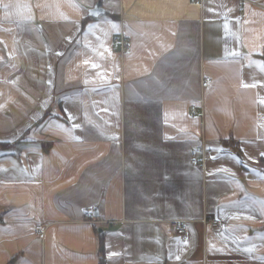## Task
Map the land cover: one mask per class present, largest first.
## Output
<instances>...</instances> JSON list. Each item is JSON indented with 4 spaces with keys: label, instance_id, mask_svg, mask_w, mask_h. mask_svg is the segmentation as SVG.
Returning a JSON list of instances; mask_svg holds the SVG:
<instances>
[{
    "label": "crops",
    "instance_id": "crops-1",
    "mask_svg": "<svg viewBox=\"0 0 264 264\" xmlns=\"http://www.w3.org/2000/svg\"><path fill=\"white\" fill-rule=\"evenodd\" d=\"M263 46L264 0H0V264H264Z\"/></svg>",
    "mask_w": 264,
    "mask_h": 264
},
{
    "label": "built area",
    "instance_id": "built-area-1",
    "mask_svg": "<svg viewBox=\"0 0 264 264\" xmlns=\"http://www.w3.org/2000/svg\"><path fill=\"white\" fill-rule=\"evenodd\" d=\"M199 1V0H197ZM113 43L114 45L116 46V53L119 57H123V55L126 53V51L128 50L129 48V43L124 35L123 32L119 31L114 39H113ZM262 57L264 58V46L262 47ZM210 82V78L209 77H206V76H203L201 78V81H200V87L202 89L206 88L207 85L209 84ZM190 112L193 114V115H200L202 116L203 115V106H202V103L200 105V109L198 110L197 109V106L196 105H191L190 106ZM202 144L204 145V142L202 141L201 143V147L199 149V151L203 152L204 150V147L202 146ZM202 160V159H201ZM199 162V160L197 159L196 155L195 154H191V159H190V163L191 164H197ZM93 211H94V207H90V208H87L84 212V217L86 218H89V219H92L93 217ZM203 222L205 223V219H203ZM209 225L213 228H217L218 225H219V221L216 220V219H212V220H209L208 221ZM169 225L173 231V233L180 237L182 240L186 239L187 237V223L186 221H182V220H171L169 222ZM36 234H40L42 235L45 231V226L43 225H37L35 226L34 228Z\"/></svg>",
    "mask_w": 264,
    "mask_h": 264
},
{
    "label": "snow or ice",
    "instance_id": "snow-or-ice-1",
    "mask_svg": "<svg viewBox=\"0 0 264 264\" xmlns=\"http://www.w3.org/2000/svg\"><path fill=\"white\" fill-rule=\"evenodd\" d=\"M5 7H7V6H5ZM95 14H96V15H99V12L97 11ZM113 27L116 28V27H118V26L113 25ZM225 28L227 29V25H225ZM93 67H96V65H93ZM260 67H261L262 70H264V65H260ZM248 86H249V85H245V87H248ZM253 86H254V85H253ZM261 103L264 104V101H261ZM246 251H249V252H250V251H252V249L249 248V249H246ZM177 258H179V257H177Z\"/></svg>",
    "mask_w": 264,
    "mask_h": 264
},
{
    "label": "water",
    "instance_id": "water-1",
    "mask_svg": "<svg viewBox=\"0 0 264 264\" xmlns=\"http://www.w3.org/2000/svg\"><path fill=\"white\" fill-rule=\"evenodd\" d=\"M97 11L99 12V14L103 12L101 8H99V7H94L93 9H91V10L89 11V13H90V15H92V16H97V15L95 14Z\"/></svg>",
    "mask_w": 264,
    "mask_h": 264
},
{
    "label": "trees",
    "instance_id": "trees-1",
    "mask_svg": "<svg viewBox=\"0 0 264 264\" xmlns=\"http://www.w3.org/2000/svg\"><path fill=\"white\" fill-rule=\"evenodd\" d=\"M103 264V263H102Z\"/></svg>",
    "mask_w": 264,
    "mask_h": 264
}]
</instances>
